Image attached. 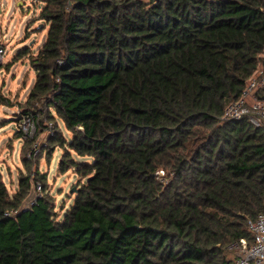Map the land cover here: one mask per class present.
<instances>
[{"label":"trees","instance_id":"16d2710c","mask_svg":"<svg viewBox=\"0 0 264 264\" xmlns=\"http://www.w3.org/2000/svg\"><path fill=\"white\" fill-rule=\"evenodd\" d=\"M37 1L18 119L85 181L57 218L45 188L24 205L45 175H0V264L233 262L264 213V127L225 111L264 64V0Z\"/></svg>","mask_w":264,"mask_h":264},{"label":"rangeland","instance_id":"374dc122","mask_svg":"<svg viewBox=\"0 0 264 264\" xmlns=\"http://www.w3.org/2000/svg\"><path fill=\"white\" fill-rule=\"evenodd\" d=\"M43 7L44 3L40 6L37 0H0V44L6 48L0 63V175L11 192L15 191L20 175L31 172L34 179L39 174L45 175V186L40 194L45 188L53 196L56 217L61 218L85 178L72 168L65 173L59 170L63 148L52 150L51 145L48 148L47 129L37 136L32 120L18 119L20 103L27 100L36 82L30 57L38 54L50 29L48 21L39 18ZM21 50L28 52L21 55ZM58 121L68 137L70 131L60 119ZM21 130L25 132L24 137L20 136ZM29 138L31 141L26 142ZM31 193L24 205L39 194L34 187ZM229 251V258L234 261L238 254Z\"/></svg>","mask_w":264,"mask_h":264},{"label":"built area","instance_id":"2783aa9c","mask_svg":"<svg viewBox=\"0 0 264 264\" xmlns=\"http://www.w3.org/2000/svg\"><path fill=\"white\" fill-rule=\"evenodd\" d=\"M39 4L41 6V3ZM5 50V46L0 44V63ZM225 117L246 118L256 127H264V64H260L247 80L241 96L227 106ZM34 188L40 194L41 183L35 182ZM248 223L254 235V242L250 243L242 238L241 242L235 245L238 247V256L230 264H264V213L257 218H249Z\"/></svg>","mask_w":264,"mask_h":264},{"label":"water","instance_id":"95a60500","mask_svg":"<svg viewBox=\"0 0 264 264\" xmlns=\"http://www.w3.org/2000/svg\"><path fill=\"white\" fill-rule=\"evenodd\" d=\"M23 3V2H22Z\"/></svg>","mask_w":264,"mask_h":264}]
</instances>
